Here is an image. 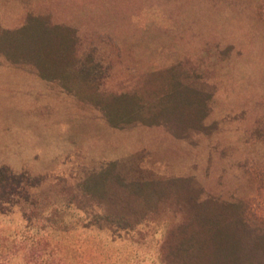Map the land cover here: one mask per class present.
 <instances>
[{"label":"rangeland","instance_id":"374dc122","mask_svg":"<svg viewBox=\"0 0 264 264\" xmlns=\"http://www.w3.org/2000/svg\"><path fill=\"white\" fill-rule=\"evenodd\" d=\"M34 18L75 32L79 64L94 50L107 76L94 96L83 76L46 77L2 49L5 34ZM177 89L184 102L172 97ZM123 92L155 109L169 96L181 109L161 123L115 127L99 100ZM0 165L40 177L47 206L32 222L20 208L0 211V264H164L184 192L220 201L257 193L249 170L264 165V0H0ZM108 168L163 178L172 211L132 231L88 225L106 212L80 207L102 200L84 182Z\"/></svg>","mask_w":264,"mask_h":264},{"label":"trees","instance_id":"16d2710c","mask_svg":"<svg viewBox=\"0 0 264 264\" xmlns=\"http://www.w3.org/2000/svg\"><path fill=\"white\" fill-rule=\"evenodd\" d=\"M4 38L9 43L3 41V50L34 64L46 77L70 72L83 76L94 93L91 96L107 77L104 67L94 63V50L86 61L79 64L75 32L68 34L43 19L34 18L16 33L5 34ZM178 96L184 102L183 92L177 89L172 97ZM168 97L160 99L156 109V104L153 106L146 97L131 92L106 94L99 101L111 125L125 128L134 124L161 123V119L173 114L178 117L181 108L173 103L169 105ZM158 118L160 120H155ZM164 124L181 130L189 123L165 120ZM117 164L115 161L110 165ZM252 168L256 169L251 167L250 174L258 179L259 185L257 193L248 199L201 200L193 191L181 195L174 211H180L182 219L163 239L160 250L162 263L264 264V165L256 170ZM108 182L118 184L122 193L109 186ZM41 184L42 179L28 171L16 172L9 166L0 165V211L9 213L20 208L25 220L32 222L34 217L47 211V206L37 197ZM164 184L163 178L155 177L145 168H139L131 176L108 168L100 174L94 173L84 182L86 194L102 200H90L80 207L89 213L96 209L106 212L93 215L88 225L113 231L136 230L147 216L172 211L173 207L165 199L169 192Z\"/></svg>","mask_w":264,"mask_h":264}]
</instances>
